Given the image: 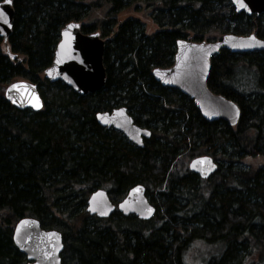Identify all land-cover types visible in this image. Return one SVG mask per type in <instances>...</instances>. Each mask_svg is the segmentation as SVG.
Here are the masks:
<instances>
[{"label": "trees", "instance_id": "trees-1", "mask_svg": "<svg viewBox=\"0 0 264 264\" xmlns=\"http://www.w3.org/2000/svg\"><path fill=\"white\" fill-rule=\"evenodd\" d=\"M12 1L7 47L0 39V264H27L13 242L24 218L62 234V264H264V52L223 50L211 60L208 88L239 107L236 127L206 121L152 74L174 65L180 40H264V14L238 13L229 0ZM146 8L152 34L141 19L120 18ZM71 22L106 41L99 93L81 96L44 76ZM17 80L37 86L41 111L5 99ZM122 107L151 131L143 148L99 125L98 113ZM202 156L218 164L208 180L189 170ZM138 185L156 208L151 221L87 213L94 192L117 203Z\"/></svg>", "mask_w": 264, "mask_h": 264}, {"label": "water", "instance_id": "water-1", "mask_svg": "<svg viewBox=\"0 0 264 264\" xmlns=\"http://www.w3.org/2000/svg\"><path fill=\"white\" fill-rule=\"evenodd\" d=\"M229 2L238 13L243 12L249 16L264 14V0ZM241 2L244 7H241ZM14 15L13 1H0V39L5 47L13 31ZM105 44L106 41L101 38L100 33L84 34L80 23H69L61 31V40L52 65L44 72L45 78L51 83L62 82L81 96L101 92L107 81L104 65ZM223 50L233 54L264 52V40L256 33L247 36L229 33L221 40L210 43L180 40L177 43L174 65L167 69L156 68L152 74L163 87L178 90L191 99L206 121H223L236 127L240 120L239 107L208 88L211 60ZM9 55L12 59L15 58L11 53ZM4 96L13 107L21 111L30 109L39 112L44 107L37 86L29 81L10 84ZM96 119L103 128L123 134L130 143L139 148H143L144 140L150 139L152 135L147 128L135 124L125 107L98 113ZM189 170L201 179L208 180L217 172L218 164L212 157L202 156L191 161ZM116 212L124 217L134 216L140 221L149 222L155 217L156 208L146 197V189L142 185L132 188L118 204L111 200L105 190L94 192L88 199L87 213L92 217L106 220ZM13 242L26 257L27 264H62V234L56 230L42 229L36 219L20 220L14 228Z\"/></svg>", "mask_w": 264, "mask_h": 264}, {"label": "rangeland", "instance_id": "rangeland-1", "mask_svg": "<svg viewBox=\"0 0 264 264\" xmlns=\"http://www.w3.org/2000/svg\"><path fill=\"white\" fill-rule=\"evenodd\" d=\"M120 18H121V20H126V19H129V18H139V19H141L147 25V33L148 34H152L153 32L159 30L154 25V23H153V21H152V19L150 17V12H149L148 8L144 9L141 12L133 10V9L126 10L124 13L121 14ZM203 42L210 43L208 41H203ZM17 81H19V80H17ZM117 203H119V202H117ZM196 254L199 255V257L201 256V253L200 254L196 253ZM210 254H212V253L211 252L202 253L203 258H206V259L208 258V255H210ZM197 261H199V260H197Z\"/></svg>", "mask_w": 264, "mask_h": 264}, {"label": "snow or ice", "instance_id": "snow-or-ice-1", "mask_svg": "<svg viewBox=\"0 0 264 264\" xmlns=\"http://www.w3.org/2000/svg\"><path fill=\"white\" fill-rule=\"evenodd\" d=\"M6 2L11 3V0H6ZM241 7H244V4L242 2H241ZM5 22H6V20H5ZM69 27H71V25ZM252 39H255V38L253 37Z\"/></svg>", "mask_w": 264, "mask_h": 264}]
</instances>
